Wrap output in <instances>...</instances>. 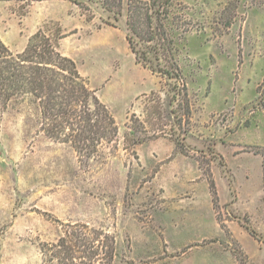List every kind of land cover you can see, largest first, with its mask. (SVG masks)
Listing matches in <instances>:
<instances>
[{
    "label": "rangeland",
    "instance_id": "1",
    "mask_svg": "<svg viewBox=\"0 0 264 264\" xmlns=\"http://www.w3.org/2000/svg\"><path fill=\"white\" fill-rule=\"evenodd\" d=\"M78 1L108 17L101 0ZM127 3L120 29L87 24L59 47L78 58L119 125L94 159L81 162L42 130L32 96L0 100V264H56L42 246L59 239L63 222L106 233L109 264H264V0H176L167 23L189 92L182 125V96L173 101L168 79L129 48ZM27 4L0 0V32L18 28ZM44 25L55 32L60 21Z\"/></svg>",
    "mask_w": 264,
    "mask_h": 264
},
{
    "label": "trees",
    "instance_id": "2",
    "mask_svg": "<svg viewBox=\"0 0 264 264\" xmlns=\"http://www.w3.org/2000/svg\"><path fill=\"white\" fill-rule=\"evenodd\" d=\"M72 1L79 5L87 21L95 18L86 14L90 9L86 2ZM101 1L108 13L106 19L102 18L103 23L119 27L123 0ZM175 2L128 0L125 25L126 39L136 62L166 77L175 90L172 100L182 96V102L186 103L184 114L178 119L182 125L190 120L191 108L188 86L177 58L179 47L167 23ZM172 23L182 27L178 22ZM45 25L29 38L20 53H13L0 37V100L5 106L13 98L32 96L41 109L42 130L50 138L70 143L79 160L86 163L98 155L104 143L115 139L119 125L97 91L89 86L76 61L60 51V40L67 35L61 23L55 32L45 29ZM129 119L134 121L138 116L132 113ZM141 124L145 131L146 125L142 121ZM159 128L157 125L154 129ZM158 134L139 137L134 144L151 140ZM63 225L65 230L59 239L42 246L48 259L56 264H109L114 247L105 243L106 233L86 223L63 222ZM250 233L256 234L254 230Z\"/></svg>",
    "mask_w": 264,
    "mask_h": 264
},
{
    "label": "crops",
    "instance_id": "3",
    "mask_svg": "<svg viewBox=\"0 0 264 264\" xmlns=\"http://www.w3.org/2000/svg\"><path fill=\"white\" fill-rule=\"evenodd\" d=\"M26 1H28L27 11L26 14L23 15L22 18H20V21L18 22V28H12L11 26H8L6 24V28L2 32H0L2 39L10 46V48L14 52L23 51L26 46V41L28 42L30 36L39 29L40 23L44 20H58L60 21L65 33H73L72 35L76 34L78 36L80 35V33H82V31L86 29L87 24H93L95 27H97L99 32H104L107 30L111 31L113 28L120 29V26L116 28L114 26L101 23L103 22L101 17L94 18V21H87L86 18H84V16L82 15L79 5L72 0ZM59 4L64 6V10H53L52 7H55ZM76 6L79 9H76ZM73 17L77 18V20L75 23L71 24V18ZM98 19H100V22L98 21ZM13 35H15V37L19 36L18 39L15 41H8V37H12ZM66 38L67 37H64L60 41V49H62L63 51H65L64 40ZM71 55L75 60L78 61V58L74 56V54ZM144 143L140 144L139 146H142Z\"/></svg>",
    "mask_w": 264,
    "mask_h": 264
}]
</instances>
